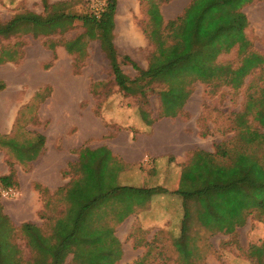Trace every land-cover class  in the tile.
Instances as JSON below:
<instances>
[{"label":"rangeland","instance_id":"obj_1","mask_svg":"<svg viewBox=\"0 0 264 264\" xmlns=\"http://www.w3.org/2000/svg\"><path fill=\"white\" fill-rule=\"evenodd\" d=\"M48 1L51 4L67 2L66 12L72 14L99 17L105 8L104 0ZM225 1L212 0L206 9L199 6V0H118L115 17L118 15L125 21L121 26L126 34L130 26L132 41H129L134 45H128L122 35V39H118L116 28L113 44L122 74L132 82L130 92L116 83L101 39L89 38L81 22L49 36L27 33L0 38V59L3 60L0 61V82L4 85L0 98L7 91L14 92L12 110L20 113L8 135L16 142L9 147L0 146V167L7 168L10 173H15L19 158L37 149L27 141H33L39 129L50 125V120H40L39 112L51 102L55 93L59 97L57 102L69 106V100L73 99L74 103L79 97L74 105L76 115L86 133L95 122L97 133L93 141L96 147L107 141L117 146L119 136L122 142L132 138L145 141L156 129L174 130L168 127L172 123H178L176 132L179 135L185 132V140H190L191 151L185 156L182 152L176 153L177 156L169 155L164 163H155L150 155L142 154L139 164L127 165L121 155L108 149L104 153V147L99 151V154L111 155L109 172L114 167L120 168L119 186L166 191L149 197L121 192L118 194L121 198L110 200L111 205L106 207L110 212L105 218L107 223H102L114 228L121 243L118 264H264V209H254L246 224L232 233L206 229L194 221L189 232L193 250L190 260H185L175 246L181 234L183 202L174 192L181 187L184 168L197 151L215 154L221 147L230 151L238 148L237 115L245 108L248 95L264 89V0H246L235 12ZM177 2L182 3L181 6L170 11ZM25 12L46 14L42 0H0V23ZM228 12L244 15L243 36L240 38L234 31L238 43L234 41L229 46L223 41L213 43L217 35H212L220 32L221 27L234 30L228 23L229 18L234 23V14L227 19ZM166 15L171 19H166ZM186 16L191 27L185 23ZM220 16L223 24L216 23ZM193 22L196 28L189 30L194 27ZM124 56L133 60L137 68L126 62ZM213 66L223 69L218 77L210 76ZM176 67L179 69L174 70ZM23 69L27 70V83H10L7 76ZM159 69L161 73L157 72ZM193 69L201 75L193 74ZM145 72H157V75L145 78ZM53 112L57 114L58 111L53 108ZM248 118L253 129L258 128L264 134V128L251 116ZM29 126L32 127L30 131ZM77 131L78 128H74L70 134ZM83 141L85 146L89 144L85 139H81L80 144ZM256 147L255 144L251 150ZM263 153L264 144L258 148V154ZM99 154L96 159L102 156ZM218 161L229 163L227 158ZM107 177L116 185V178L112 179L115 176L108 174ZM42 198L45 202H60L47 194ZM114 209L127 210L131 212L129 216L136 218L127 219L128 216L117 222ZM44 214L48 218L53 213L44 211ZM13 225L16 228L13 242L20 251L18 262L27 264L34 254L22 234L21 225ZM42 228L44 234L51 233L48 223ZM70 260L71 256L67 262Z\"/></svg>","mask_w":264,"mask_h":264},{"label":"trees","instance_id":"obj_2","mask_svg":"<svg viewBox=\"0 0 264 264\" xmlns=\"http://www.w3.org/2000/svg\"><path fill=\"white\" fill-rule=\"evenodd\" d=\"M104 1V11L98 17L93 14L67 13V2L51 4L48 0H42L46 10L45 15L25 12L14 16L8 22L0 23V38L27 33L49 36L57 31H66L77 21L81 22L89 38L101 39L103 49L108 53L116 83L123 90L130 92L131 81L125 79L122 74L118 54L113 44L118 0ZM244 1L246 0H226L225 2L226 5L234 8L235 12V9ZM211 2L212 0H199V6L206 7ZM215 12L218 14V7L215 8ZM234 12H228L230 14L225 15L227 19ZM221 16L220 21L216 23H222ZM232 18L234 23L230 20L231 18L228 23L234 30H228L226 26L221 27L220 32L212 35V37L217 35L213 43L223 41L229 46L234 41L239 42L236 34L238 33L240 38L243 36L241 22L244 20V15L237 13ZM184 20L189 26L190 20L187 16ZM193 25L194 27L188 29H195L194 22ZM234 31H236L235 36ZM219 33H222L221 36ZM124 60L137 68V64L128 56H124ZM0 61L3 60L0 59ZM178 69L176 67L174 70ZM211 69L210 76L214 75V77H218L223 70L218 66H213ZM157 72L161 73L162 69ZM157 72L154 74L145 72L144 77H155ZM192 73L201 75L194 69ZM3 88L4 85L0 82V91ZM235 88H239V85H235ZM246 99L245 108L237 115L240 129L239 147L234 151L221 147L215 154L197 151L190 164L184 168L181 187L174 192L183 202L181 234L176 238L175 246L185 256V260H190L193 256L189 232L194 221L206 229L232 233L237 227L246 224L247 217L254 209H264V153L258 154V148L264 144V134L258 128L253 129L248 123V117L251 116L254 122L264 128V89L252 92ZM15 142L8 135H0L1 147L12 146ZM255 144L256 150L252 151L251 147ZM219 158H227L229 163H220ZM87 170V175L83 183L79 185L78 191H72L73 203L68 220L71 230L66 236H61L56 230L46 235L39 227L31 223L21 225L22 234L34 254V258L27 264H118L122 255L121 243L115 236L114 228L104 224L107 223L105 218L110 213L109 208H106L111 205L110 200L121 198L118 196L121 192L140 193L147 197L153 193L166 192L162 188L125 186H115L105 191L108 177L103 169L97 168L93 172V169L89 167ZM119 170L120 168L117 167V172ZM1 188L19 189L15 173L0 178ZM114 212L117 222H122L131 214L127 210L121 212L114 209ZM15 229L9 216L3 212L0 197V264H19L20 251L13 242ZM70 256L71 260L68 263Z\"/></svg>","mask_w":264,"mask_h":264},{"label":"crops","instance_id":"obj_3","mask_svg":"<svg viewBox=\"0 0 264 264\" xmlns=\"http://www.w3.org/2000/svg\"><path fill=\"white\" fill-rule=\"evenodd\" d=\"M181 4L175 3L170 11L174 12ZM165 17L166 19H171L168 15ZM123 21L122 18H118V15H116V36L118 39H122L120 37L122 35L123 39L125 37L127 40L126 43L133 46L134 43L129 41L130 39L132 41L130 26H128L129 32L126 34L121 26ZM26 73L27 70L24 69L15 71L12 74L10 73L7 78L10 83L14 82L17 84L21 81L27 83ZM7 92L0 98L1 135L11 134L20 114L19 110H12L14 92ZM58 98L57 93L53 94L51 102L40 109V120H50L51 123L47 128L39 129L38 135L33 141H27L28 143H33L37 149L35 152L19 158L18 164L15 165V179L21 196L16 200H10L13 203L6 204L2 201L5 213L14 223H19L20 225L31 223L41 230L45 223H48L51 232L56 230L61 236H66L71 230L68 220L70 218V207L73 203L72 191H78V187L83 183L82 181H84L89 167L93 169V172L95 169L101 168L106 175L115 176L112 179L116 178V185L111 183L112 181L108 178L109 182L105 187V191L119 186L117 167H114L115 171L110 169L112 172H109L107 167L110 166L111 155L99 154V151L103 149L102 147H104L102 151L104 153L108 149L121 155L127 165L139 164L142 161V154L150 155L155 163L157 161L164 163L165 160H168L169 155L177 156L176 153L182 152L185 156L186 152L191 151L190 140H185L184 135L186 133L183 131L184 135H179L175 130L178 123L168 125V127L175 128L172 131L162 132L156 129L149 136L150 139L145 141H134L132 138L130 141L122 142L123 139L119 136L117 137V146L107 141L102 146H99L101 148L96 147L94 145L95 141H93L97 133L95 122L89 118L94 123L92 124L93 127L90 128V132L86 133L82 125H80L78 115H76L74 105L79 101V97L75 98L74 103L73 99L69 100L70 106L57 102ZM53 108L58 111L57 114H54ZM70 108L71 111H68ZM88 126L90 127V125ZM74 128H78V131L75 134H70ZM28 130H32V127L29 126ZM82 136L83 138H81ZM81 139L89 141V144L85 146L84 141L80 144ZM97 154L102 156L96 159ZM74 156H76L75 159H73ZM7 175H10V171L7 168L0 167V176ZM45 194L60 199V202H54L53 200L43 201L42 195ZM44 211L53 214L47 218ZM130 217L136 218L132 215L127 219Z\"/></svg>","mask_w":264,"mask_h":264},{"label":"built area","instance_id":"obj_4","mask_svg":"<svg viewBox=\"0 0 264 264\" xmlns=\"http://www.w3.org/2000/svg\"><path fill=\"white\" fill-rule=\"evenodd\" d=\"M21 196V192L17 188H1L0 197L3 200H16Z\"/></svg>","mask_w":264,"mask_h":264}]
</instances>
